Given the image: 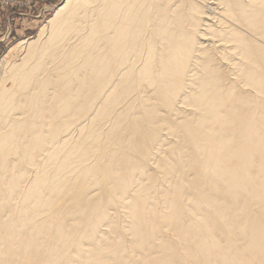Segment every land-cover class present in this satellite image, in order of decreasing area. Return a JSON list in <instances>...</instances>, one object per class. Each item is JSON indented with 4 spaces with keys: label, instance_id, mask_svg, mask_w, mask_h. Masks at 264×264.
<instances>
[{
    "label": "bare ground",
    "instance_id": "bare-ground-1",
    "mask_svg": "<svg viewBox=\"0 0 264 264\" xmlns=\"http://www.w3.org/2000/svg\"><path fill=\"white\" fill-rule=\"evenodd\" d=\"M0 264H264V0H64L16 43Z\"/></svg>",
    "mask_w": 264,
    "mask_h": 264
},
{
    "label": "rangeland",
    "instance_id": "rangeland-1",
    "mask_svg": "<svg viewBox=\"0 0 264 264\" xmlns=\"http://www.w3.org/2000/svg\"><path fill=\"white\" fill-rule=\"evenodd\" d=\"M64 0H0V62L18 42L37 37Z\"/></svg>",
    "mask_w": 264,
    "mask_h": 264
}]
</instances>
